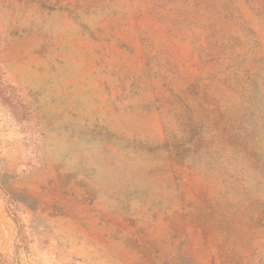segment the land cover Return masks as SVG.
I'll list each match as a JSON object with an SVG mask.
<instances>
[{"label":"rangeland","instance_id":"1","mask_svg":"<svg viewBox=\"0 0 264 264\" xmlns=\"http://www.w3.org/2000/svg\"><path fill=\"white\" fill-rule=\"evenodd\" d=\"M0 264H264V0H0Z\"/></svg>","mask_w":264,"mask_h":264}]
</instances>
